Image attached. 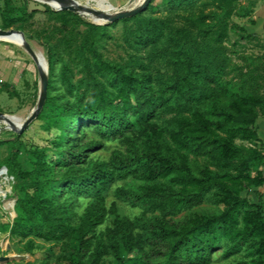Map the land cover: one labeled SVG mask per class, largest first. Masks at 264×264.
<instances>
[{"label":"trees","instance_id":"1","mask_svg":"<svg viewBox=\"0 0 264 264\" xmlns=\"http://www.w3.org/2000/svg\"><path fill=\"white\" fill-rule=\"evenodd\" d=\"M241 1L156 6L153 0L104 26L47 7L62 28L45 34L48 90L39 117L57 130V140L28 150V167L14 144L5 167L15 179L17 216L0 231L25 242L26 252L36 239L70 241L69 264H104L107 257L113 264H160L161 256L167 264H213L219 251L238 264H264V153L255 146L264 116V58L234 64L229 21ZM11 4L6 0L5 29L37 12ZM245 9L248 16L251 7ZM118 24L133 50L126 64L101 51ZM57 67L65 95L52 94ZM10 89L0 80V92ZM118 141L126 143L125 152L92 156L104 142ZM0 176L7 181L5 197L10 180ZM112 195L142 209V216L122 213L117 201L109 205ZM208 199L221 210L176 219ZM81 200L87 203L80 213Z\"/></svg>","mask_w":264,"mask_h":264},{"label":"rangeland","instance_id":"2","mask_svg":"<svg viewBox=\"0 0 264 264\" xmlns=\"http://www.w3.org/2000/svg\"><path fill=\"white\" fill-rule=\"evenodd\" d=\"M88 1V2H87ZM77 0L76 2L95 9H101L107 13H115V11H121L126 9H133L142 5L144 0ZM165 0H154L156 6L163 4ZM243 1H246L245 3ZM239 3L236 15H234L229 21V37L227 40V46L229 47L230 54L233 57L235 65H247L251 59L264 58V18L260 21L254 18V8L257 6V1L243 0ZM13 9H25L30 13L33 10L37 12L31 19L23 20L15 24L11 29L20 31L27 44L31 45L38 57V63L27 51L25 45H19L12 41H7L0 37V47H2V58L13 56L14 51L16 54L13 61H15L17 82L14 78H10L7 81L10 91L0 92V111L10 117L12 123L5 119L0 120V169L5 167L6 160L12 153L14 144L18 145L20 149L19 160L24 167H28V154L27 151L34 149L35 147L52 146L53 142L57 140V130L55 128H49V124L44 118H40L39 114L36 118L29 122L25 126L26 122L37 111L39 99L41 95V76L39 73V65L48 73L49 76V57L46 46L45 34L50 33L52 27L62 28L61 22L51 21L49 15L45 12L47 7L53 10L58 9L49 2V0H29L26 3L25 0H11ZM53 3V2H52ZM250 6L251 11L248 16L246 14V7ZM97 7V8H96ZM117 8V9H116ZM6 9V0H0V29L3 27V12ZM214 7H208L207 12L213 11ZM18 11V10H16ZM17 13V12H16ZM18 14H21L18 13ZM17 14V16H18ZM79 14V13H78ZM159 16H165L164 12L157 11L155 13ZM80 15V14H79ZM85 20L92 24L104 26L109 21L94 17L93 15H81ZM258 23H260L258 25ZM178 25H187V22L178 19ZM110 34L107 36L105 47L101 49L104 54V58L114 63L126 64L129 63L133 50L126 41L124 32L125 28L123 24H118L116 27L109 29ZM60 32V31H59ZM60 34V33H59ZM56 39H54L55 43ZM10 49L11 52H7ZM4 50V51H3ZM6 50V51H5ZM247 58V60H246ZM18 61V62H17ZM77 72L79 68H76ZM59 67L55 68V84L57 91H53L55 95H65V87L58 77ZM80 77V74L77 75ZM32 77V78H31ZM258 133L260 141L255 144L264 153V116H260L258 122ZM91 137V136H90ZM105 147L92 153L93 157L109 159L113 156L117 150L126 151L125 142H104ZM238 143L247 145L248 147H254L253 143L238 141ZM264 170V167H263ZM1 170L0 175H7L9 178V185L11 187L10 192H7L5 197H2L1 191L7 189L6 182L3 177H0V228L3 224L12 223L17 216L16 196L14 192V176L8 170ZM13 177V178H12ZM123 183H119L122 185ZM248 196L255 198V194L251 191ZM8 201H13L14 206L8 208ZM117 201L122 213H126L131 217L142 216L143 210L137 207L127 204L124 201L117 199L114 195L109 198V205ZM87 200H81V206L79 212H83L84 206ZM221 210V206L215 202L214 199H208L206 202L197 206L191 211H185L178 215L176 219L184 220L191 214L196 216H202L208 213H213ZM149 217L154 214L148 213ZM111 224V222H107ZM105 228V225L102 226ZM25 242H19L16 239L11 238L8 232L4 230L0 231V257L6 256L8 260L0 261V264H41L45 259L50 258L51 264H69L65 256L70 254L69 245L71 242L63 243H47L43 240L36 239V246L33 252L23 251L22 248ZM68 244V246H67ZM216 259L213 264H238L239 258H233L231 260H225L222 258V252L216 253ZM160 264H167L166 257H159ZM114 259L107 257L104 264H113Z\"/></svg>","mask_w":264,"mask_h":264},{"label":"water","instance_id":"3","mask_svg":"<svg viewBox=\"0 0 264 264\" xmlns=\"http://www.w3.org/2000/svg\"><path fill=\"white\" fill-rule=\"evenodd\" d=\"M51 1L56 2L57 5H53L51 3ZM152 1L153 0H144L142 5H140L139 7H136L133 9L115 11V13L111 14V13L104 12L101 9H95V8H91V7L81 5L74 0H49V2L52 4V6L56 7L58 10H70V11L79 13L80 15H93L94 17H97L100 19H105L109 22H114V21H118V20L123 19V18L134 16V15L138 14L139 12L145 10ZM12 34H17L24 40V37L20 31H17L15 29H11V30L0 29V37H6V36H9ZM24 45H25L27 51L32 55V57L38 63L39 62L38 57H37L35 51L33 50V48L31 47V45L27 44L25 42V40H24ZM38 67H39L38 69H39V73L41 76V85H42L38 109L31 116V118L26 122L25 126H27L30 121H32L34 118L37 117V115L40 113L41 109L43 108V106L45 104L46 97H47L48 73L45 72V70L40 65ZM1 119H5V120L9 121L10 123H12L10 117H8L3 112H0V120ZM4 168L7 169V167H4ZM5 260H8V257H6V256L0 257V261H5Z\"/></svg>","mask_w":264,"mask_h":264},{"label":"crops","instance_id":"4","mask_svg":"<svg viewBox=\"0 0 264 264\" xmlns=\"http://www.w3.org/2000/svg\"><path fill=\"white\" fill-rule=\"evenodd\" d=\"M255 1H257L256 2L257 6L254 8L255 10H254L253 14H254V18L260 21L262 18H264V0H255ZM243 2L245 3L246 1H243ZM250 2H252V0ZM259 24L260 23H258V25ZM1 52H2V47H0V80L1 81L4 80L5 82H7L8 79L14 78L15 81L17 82L18 78H17L16 72H15L16 71L15 69L17 66L14 63L15 61H13V59L15 58L13 56L16 53L14 51H12L13 56L8 55V57L2 58ZM7 52H11L10 49H8ZM0 112H2V111H0Z\"/></svg>","mask_w":264,"mask_h":264},{"label":"bare ground","instance_id":"5","mask_svg":"<svg viewBox=\"0 0 264 264\" xmlns=\"http://www.w3.org/2000/svg\"><path fill=\"white\" fill-rule=\"evenodd\" d=\"M74 1H77V0H74ZM84 1H87V0H84ZM53 2V3H52ZM88 2V1H87ZM51 3L53 4V5H57V3L56 2H54V1H51ZM92 7V6H91ZM97 8V7H96ZM98 9V8H97ZM105 12V11H104ZM2 39H4V40H7V41H12V42H14V43H16V44H19V45H24V40L19 36V35H17V34H12V35H9V36H6V37H2ZM7 192H9V190L8 191H5L4 192V195L6 196V194H7Z\"/></svg>","mask_w":264,"mask_h":264},{"label":"built area","instance_id":"6","mask_svg":"<svg viewBox=\"0 0 264 264\" xmlns=\"http://www.w3.org/2000/svg\"><path fill=\"white\" fill-rule=\"evenodd\" d=\"M1 170H6L7 175L9 174V173H8V169H6V168L3 167L2 169H0V171H1ZM0 177H3V176H0ZM3 178H4V177H3ZM12 178H13V177H12Z\"/></svg>","mask_w":264,"mask_h":264}]
</instances>
